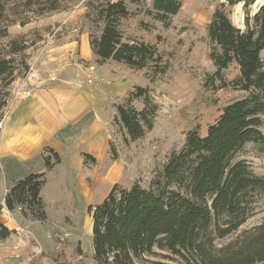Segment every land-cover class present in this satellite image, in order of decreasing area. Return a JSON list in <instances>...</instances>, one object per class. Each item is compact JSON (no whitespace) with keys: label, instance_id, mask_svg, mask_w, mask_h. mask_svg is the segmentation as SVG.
<instances>
[{"label":"trees","instance_id":"trees-1","mask_svg":"<svg viewBox=\"0 0 264 264\" xmlns=\"http://www.w3.org/2000/svg\"><path fill=\"white\" fill-rule=\"evenodd\" d=\"M63 1L24 0L9 8L7 1L0 0V22L8 11L21 7L24 14L21 22L29 23L32 21L29 14L43 16L59 12ZM100 1L103 2L97 7L92 0L86 6V18L104 24L101 36H90V46L98 62L111 59L137 71L146 70L153 84L157 75L167 71L157 67L162 62L157 46L138 39L123 41L119 27L122 19L131 15L127 4L124 0ZM256 1H228L231 6L244 3L247 10L243 29L232 23L224 6L213 12L207 26L209 58L215 66L209 80L213 85L218 81V88L230 85L243 90L247 96L225 106L208 127L206 136L198 130L189 131L181 150L170 153L147 187L140 182L127 188L115 184L102 202L88 207L96 264H153L151 259L159 255L179 264H264V223L244 231L229 243H217L246 224L264 193V176L256 175L251 164L240 158L248 144L264 147L261 130L264 125V5L254 14L248 10ZM152 2V8L145 13L166 28L183 6L180 0ZM7 33V26L0 29V37ZM27 48L26 42L14 40L9 44L8 55L0 57V89L15 81L14 55ZM233 63L238 65L240 75L226 82L223 72ZM139 101L143 105L141 109L135 106ZM6 106L7 100L1 101L0 112ZM116 106L113 121L127 144L143 139L153 130L160 105L149 87H135ZM43 153L50 154L44 157L47 170L61 160L53 149L45 148ZM84 158L95 162L89 155L85 154ZM45 183V172L16 181L4 196L6 209L19 210L23 218L32 221H45L47 212L41 197ZM2 209L0 205V215ZM12 233L0 222L1 240ZM78 253H82L81 249ZM54 264L83 263L57 260Z\"/></svg>","mask_w":264,"mask_h":264},{"label":"rangeland","instance_id":"rangeland-1","mask_svg":"<svg viewBox=\"0 0 264 264\" xmlns=\"http://www.w3.org/2000/svg\"><path fill=\"white\" fill-rule=\"evenodd\" d=\"M5 1L9 8H13L19 1L24 0ZM88 1L64 0L61 11L43 16L29 14L32 21L25 22V24L21 22L24 21L21 7L15 11H8L0 22V29L7 26L8 30L5 37H0V57L8 55L9 44L14 40L20 43L26 42L28 48L14 55L17 68L15 81L6 89H0V102L7 100L8 104L10 101L12 103L15 97L17 100L21 98L23 95L17 96V93L21 92L25 78L35 70L40 60L42 62L45 59L49 60L50 54L56 52V50L53 51V47L61 41V33L66 26L61 24L60 16L58 19L56 17L57 21L54 20L56 14L65 17L66 14L72 15L79 9H83L85 11L78 16L77 20L79 27L92 38L101 36L104 24L86 18ZM124 1L131 15L122 19L119 27V31L123 34V41L138 39L157 46L162 57V62L157 67L167 70L164 74L157 75L158 79L155 84L152 85L149 81L154 100L160 105L154 118L155 124L152 131L147 132L143 139L127 144L125 136L114 121L110 125L112 136L110 151L113 157L122 156L124 161L131 165L132 180L147 187L156 170L166 163L170 153L181 150L189 131L198 130L199 134L206 136L208 127L218 119L225 106L247 96L248 93L243 90L230 85L218 88V81L213 85V81L209 80L215 72V66L209 58L211 45L207 30L213 12L222 6L232 23L237 28L243 29L247 9L244 3L231 6L229 0H180L183 6L180 12L171 18V24L166 28L155 17L145 13L152 8V0ZM102 2L92 0L94 7L101 5ZM261 4H264V0H260L258 6L255 4L250 6L248 10L254 14ZM11 20L18 22L11 23ZM262 56L264 57V52ZM151 69L150 72H153ZM223 74L226 82L235 80L240 75L238 65L231 64ZM135 106L138 109L143 108L141 101ZM5 114L6 109L4 108L0 112V122ZM261 130L264 132V125ZM240 158L251 164L256 175L264 176L263 146L246 145ZM31 174L35 173L24 167L11 170L6 167L5 160H0V196L5 186L8 185L10 188L14 185L11 184V179L19 181ZM45 182L41 191L47 212L45 221L23 220L19 210L13 213L17 224L23 227L24 232L20 234L25 242V245L13 247V262L54 264L58 260L96 264L93 255V240H91L92 218L74 172L65 164L56 165L52 171H45ZM132 184L126 182L125 186L129 187ZM102 197L99 191H96L92 206H96ZM262 223H264V193L256 204L255 214L247 220L246 224L231 237L218 240L217 243L219 245L229 243L244 231ZM15 236L16 234L11 237V240L18 238ZM78 249H81V254L78 253ZM16 254H21V256L16 257ZM159 262L179 264L177 261L165 259L160 255L151 259L153 264Z\"/></svg>","mask_w":264,"mask_h":264},{"label":"crops","instance_id":"crops-1","mask_svg":"<svg viewBox=\"0 0 264 264\" xmlns=\"http://www.w3.org/2000/svg\"><path fill=\"white\" fill-rule=\"evenodd\" d=\"M84 11L79 9L65 17L55 15V21L60 16L61 24L66 25L62 39L53 47L56 52L50 54L49 60H40L23 81L20 92L23 96L13 104L0 129V160H5L11 170L24 167L35 174L44 173L47 170L44 157L50 154L43 150L53 149L61 160L52 169L65 164L74 172L88 209L96 191L103 196L100 203L113 185L127 188L126 182H134L131 165L122 156L113 157L110 151V125L117 112L116 105L135 87L150 88L152 83L146 70L137 71L111 59L98 62L89 34L77 22ZM85 154L95 162L85 161ZM16 180L11 179V184ZM8 190L7 185L0 196L3 206L0 222L13 233L5 240L0 239V264H17L12 260L13 247L25 245L20 234L24 230L14 219V212L5 207ZM15 234L18 238L11 240Z\"/></svg>","mask_w":264,"mask_h":264},{"label":"built area","instance_id":"built-area-1","mask_svg":"<svg viewBox=\"0 0 264 264\" xmlns=\"http://www.w3.org/2000/svg\"><path fill=\"white\" fill-rule=\"evenodd\" d=\"M18 95L17 96H21V94H20V91H19V93H17ZM14 101H17V98L15 97L14 99H13V101H12V103H8L7 104V106H6V114H5V116H4V119H6L7 118V116L10 114V112H11V107H12V104L14 103ZM4 119L2 120V122H0V129L2 128V126H3V121H4Z\"/></svg>","mask_w":264,"mask_h":264},{"label":"bare ground","instance_id":"bare-ground-1","mask_svg":"<svg viewBox=\"0 0 264 264\" xmlns=\"http://www.w3.org/2000/svg\"><path fill=\"white\" fill-rule=\"evenodd\" d=\"M259 2H260V0H257V2L255 3V5L258 6Z\"/></svg>","mask_w":264,"mask_h":264},{"label":"water","instance_id":"water-1","mask_svg":"<svg viewBox=\"0 0 264 264\" xmlns=\"http://www.w3.org/2000/svg\"><path fill=\"white\" fill-rule=\"evenodd\" d=\"M263 5H264V4H261V6H263ZM261 6H260V7H261ZM260 7H259V8H260Z\"/></svg>","mask_w":264,"mask_h":264}]
</instances>
